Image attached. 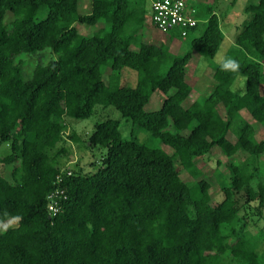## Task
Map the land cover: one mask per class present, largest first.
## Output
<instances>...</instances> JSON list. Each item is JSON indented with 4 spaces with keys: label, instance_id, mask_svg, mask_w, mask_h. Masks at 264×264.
I'll use <instances>...</instances> for the list:
<instances>
[{
    "label": "trees",
    "instance_id": "obj_1",
    "mask_svg": "<svg viewBox=\"0 0 264 264\" xmlns=\"http://www.w3.org/2000/svg\"><path fill=\"white\" fill-rule=\"evenodd\" d=\"M148 9V0H91L86 12L80 0H0V146L10 147L0 163L11 166L7 178L0 171V223L20 217L0 231V264H264V232L246 229L237 198L243 192L245 206L264 207L258 159L264 139L241 114L246 110L264 128V0L246 4L251 18L225 53L239 61V74L215 64L210 92L188 106L182 103L196 83L188 62L193 50L215 56L224 39L220 20L211 10L202 27L188 30L198 32L189 49L175 54L168 43L144 38ZM76 23L100 25L83 34ZM46 48L57 57L24 78L21 55ZM125 67L136 71L133 86L121 83ZM238 75L245 87L233 91ZM156 90L164 95L161 105L146 110ZM96 105L112 106L172 153L122 137L119 120L106 118L88 138L105 148L99 166L61 173L64 118H86ZM215 146L229 157L244 150L247 159L229 161L228 177L217 173L223 198L212 203L195 159ZM56 186L65 198L52 216L47 196Z\"/></svg>",
    "mask_w": 264,
    "mask_h": 264
},
{
    "label": "rangeland",
    "instance_id": "obj_2",
    "mask_svg": "<svg viewBox=\"0 0 264 264\" xmlns=\"http://www.w3.org/2000/svg\"><path fill=\"white\" fill-rule=\"evenodd\" d=\"M151 0H148V4ZM256 0H187L189 5L195 6L202 13L200 19V27L203 26L204 19L210 14L211 10L216 12L219 17L220 25L222 31L224 32V39L218 48L215 56L213 58L206 57L204 55H199V53L193 50V55L188 62L187 69L189 80L195 83L194 88L190 92L189 96L183 101L184 106H188L195 99L206 96L214 84V79L212 77V67L217 64V58L220 53H226L228 48L235 44L234 36L237 30H241L244 23L247 22L251 15L246 12L245 6L250 2H255ZM91 0H80V9L82 12H86L90 9ZM13 19L12 13L7 12L5 20L10 22ZM146 24L149 23V12L146 14ZM100 24L96 26H86L81 23H76V27L79 32L83 34H90L94 29H96ZM144 28L142 29V34L145 39L153 42L162 41L165 44L168 43L169 50L172 53H182L189 49V41L192 35L198 33L195 31L191 32L189 35L174 36L179 42L177 45L172 43L170 37L171 32L155 30L154 28ZM194 33V34H193ZM179 43L182 46H179ZM198 53V54H197ZM57 53L49 48L43 49L35 53L22 54L23 67L22 75L24 78L31 76V73L37 63H46L49 59L57 57ZM211 68V69H210ZM213 70V69H212ZM264 73V67H263ZM243 76V75H240ZM244 77V76H243ZM237 79L234 83H237ZM137 80L136 71L125 67L121 74V83L127 85H135ZM233 83V85H234ZM232 85V88H233ZM237 89H241L237 87ZM243 90V89H241ZM261 93H264V85H261ZM164 95L156 90L152 93L150 100L145 105L146 110L158 109L161 105V101ZM219 111L223 113L222 105L218 106ZM242 117L245 121L254 123L255 125V138L264 139V128L256 123L252 116L246 110H241ZM106 118H113L119 120V128L121 130V135L124 138H135L138 141L145 143L147 145L161 146L167 152L172 153V148L166 144L161 143L157 138L150 135V133L144 129L137 127L130 121H127L121 116V113L113 108L112 106L103 107L102 105H96L94 107L93 113L86 118H71L66 116L64 118L66 124L65 130V140L63 145L66 147L67 152L59 157V168L62 173H67L73 169H81L82 172H92L100 164L101 159L105 153V148L101 146H92L88 142L89 135L91 134L96 122L104 120ZM74 133L77 139H72L68 135ZM227 138L231 141L235 140L234 134L229 131ZM10 150L9 143H5L0 146V154H5ZM247 159V153L244 150H239L233 156H226L219 147H213L211 151L204 157H198L195 159V163L201 170L202 174L200 177L206 178L210 184V194L212 203H216L223 198V194L218 185L217 173L221 172L227 177L229 176L228 163L232 162H243ZM259 161L263 163L260 166V170L264 173V152L259 155ZM257 159V161H258ZM176 166L178 168L181 178L188 184L194 182V178L182 167V165L176 160ZM11 166L0 163V171L5 177H9ZM252 185H255L256 179L251 181ZM238 202L241 207L240 213L246 215L245 222L246 229H249L252 233L256 234L258 230H263L264 232V207H261V212L254 208H249L245 206L244 194L240 192L237 194ZM12 221L9 223V221ZM17 220L9 219L6 222L0 223V231L4 230L10 226L15 225ZM8 225L5 227V225ZM260 249H264V239L260 243Z\"/></svg>",
    "mask_w": 264,
    "mask_h": 264
},
{
    "label": "built area",
    "instance_id": "obj_3",
    "mask_svg": "<svg viewBox=\"0 0 264 264\" xmlns=\"http://www.w3.org/2000/svg\"><path fill=\"white\" fill-rule=\"evenodd\" d=\"M150 22L161 31L177 29L181 35H187L188 30L198 23L195 9L187 0H151L149 7ZM62 173V172H61ZM68 171L67 174H70ZM57 180L61 174L57 175ZM48 213L55 216L62 209V198H65L64 189L56 186L48 196Z\"/></svg>",
    "mask_w": 264,
    "mask_h": 264
},
{
    "label": "clouds",
    "instance_id": "obj_4",
    "mask_svg": "<svg viewBox=\"0 0 264 264\" xmlns=\"http://www.w3.org/2000/svg\"><path fill=\"white\" fill-rule=\"evenodd\" d=\"M217 64L221 70L229 71V72L236 73V74H239V72H240L239 61L234 59V58L227 56L223 52L218 55ZM245 81H246V79L243 76L238 75L237 83H234V85H233V91H235L237 87L243 89L245 87ZM19 219H20L19 216L12 218V220H19ZM11 222L12 221L10 220L9 223H11ZM7 226L8 225L6 224L5 227H7Z\"/></svg>",
    "mask_w": 264,
    "mask_h": 264
},
{
    "label": "crops",
    "instance_id": "obj_5",
    "mask_svg": "<svg viewBox=\"0 0 264 264\" xmlns=\"http://www.w3.org/2000/svg\"><path fill=\"white\" fill-rule=\"evenodd\" d=\"M192 6V5H191ZM149 7H150V3H149ZM194 9H195V15L197 14V12H198V9L195 7V6H192ZM149 10V9H148ZM214 12V11H213ZM214 13H216V12H214ZM218 16V15H217ZM196 17H197V15H196ZM208 17V16H207ZM207 17L204 19V20H206L207 19ZM198 18V17H197ZM219 18V17H218ZM199 19V23H200V19L201 18H198ZM150 20V19H149ZM144 26H146V28H151V32H153L152 31V28H154L155 30H160V29H158V28H156L150 21H149V23L148 24H146V21H145V25ZM221 26V25H220ZM222 29V28H221ZM161 31V30H160ZM239 32V30H237L236 31V34H235V38H236V35H237V33ZM224 33V32H223ZM224 37H225V35H224ZM235 38H234V41H235ZM171 39V41H172V43H175L176 45H177V42H179L176 38H174V37H172V38H170ZM179 46L181 47L182 46V44L181 43H179ZM198 54V53H197ZM192 55H193V53H192Z\"/></svg>",
    "mask_w": 264,
    "mask_h": 264
}]
</instances>
